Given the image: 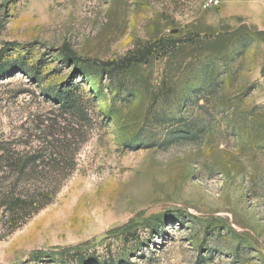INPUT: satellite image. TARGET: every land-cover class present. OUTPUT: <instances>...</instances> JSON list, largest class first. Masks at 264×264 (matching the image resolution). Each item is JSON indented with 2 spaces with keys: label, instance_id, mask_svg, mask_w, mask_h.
<instances>
[{
  "label": "rangeland",
  "instance_id": "374dc122",
  "mask_svg": "<svg viewBox=\"0 0 264 264\" xmlns=\"http://www.w3.org/2000/svg\"><path fill=\"white\" fill-rule=\"evenodd\" d=\"M209 1L0 0V137L43 92L97 100L54 202L0 215V264H264V0Z\"/></svg>",
  "mask_w": 264,
  "mask_h": 264
},
{
  "label": "trees",
  "instance_id": "16d2710c",
  "mask_svg": "<svg viewBox=\"0 0 264 264\" xmlns=\"http://www.w3.org/2000/svg\"><path fill=\"white\" fill-rule=\"evenodd\" d=\"M158 46L153 43L117 65L126 69L144 63ZM76 86L43 92L51 110L35 115L31 126L26 127L25 122L17 133L0 137V215L11 232L52 204L77 172L78 152L95 123L97 100L87 98L81 84Z\"/></svg>",
  "mask_w": 264,
  "mask_h": 264
},
{
  "label": "built area",
  "instance_id": "2783aa9c",
  "mask_svg": "<svg viewBox=\"0 0 264 264\" xmlns=\"http://www.w3.org/2000/svg\"><path fill=\"white\" fill-rule=\"evenodd\" d=\"M219 0H210L208 5L209 6H217L219 4Z\"/></svg>",
  "mask_w": 264,
  "mask_h": 264
}]
</instances>
